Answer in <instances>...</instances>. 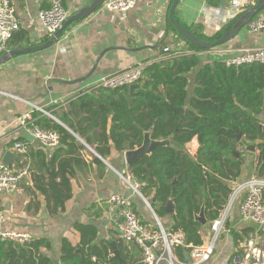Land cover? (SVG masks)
Returning <instances> with one entry per match:
<instances>
[{
  "label": "trees",
  "instance_id": "trees-1",
  "mask_svg": "<svg viewBox=\"0 0 264 264\" xmlns=\"http://www.w3.org/2000/svg\"><path fill=\"white\" fill-rule=\"evenodd\" d=\"M207 4L212 8L220 7V2L215 0H207ZM247 10L213 27L211 33L207 32L204 22L190 26L178 23L196 36L199 42H214L229 31ZM173 17L177 21L175 13ZM166 27L167 32L182 40L192 54L181 53L166 61L150 63L144 70L143 78L132 88L78 95L69 102V112H63L60 116L52 112V116L58 118L70 132L55 121L41 117L40 113L32 115L34 126L59 135V145L47 163L42 149H28L26 154H29L32 170L28 175L34 188L46 199L49 214L57 216L64 211L66 202L72 197L67 168L72 170L73 166L80 164L77 157L66 159L61 158V154L72 156L74 151L83 150L85 147L79 142L81 139H85L86 145L91 147L90 139L86 138L89 131L96 127L102 130L101 139L95 137L98 144L103 145L96 147V152L102 158L107 154L103 149L108 152L111 145L117 152L139 147L143 133L147 131L153 140L168 139L171 148L154 149L149 156L130 166L129 173L156 216L160 220L170 217L171 226L167 230L181 232L186 245L198 247L203 244L200 235L202 226L194 220L193 214L198 213L204 203L209 226L218 218L233 184L241 176L246 152L235 135L241 134L247 142L262 141L257 146L255 175L264 178V65L226 67L218 59L200 64L202 58L198 57V53L209 50L183 40L168 19ZM23 39L20 32L16 33L8 42L7 50L10 43L18 45ZM196 69L190 96L188 74ZM72 117L75 121H72ZM194 138L199 152L191 157L185 145ZM56 162L57 172L54 171ZM43 171L49 177L47 182L44 181ZM57 178L59 183L55 182ZM169 201L172 202L173 211L167 214L165 207ZM74 227L80 234V241L73 246L62 239L59 264H145L137 246L131 244L130 248L121 249L120 241L119 259L113 256L109 243L98 246L91 244L96 236L92 227L81 224ZM254 231L251 227L239 233L232 231L236 247L238 242L248 239ZM259 233L264 235V230ZM41 248L49 249L50 242L37 239L29 245L14 247L0 240V264H53L41 254ZM174 251L177 258L183 261L185 250L177 247Z\"/></svg>",
  "mask_w": 264,
  "mask_h": 264
},
{
  "label": "crops",
  "instance_id": "crops-1",
  "mask_svg": "<svg viewBox=\"0 0 264 264\" xmlns=\"http://www.w3.org/2000/svg\"><path fill=\"white\" fill-rule=\"evenodd\" d=\"M11 1L20 26L18 32L24 39L18 45L10 43L6 52L46 44L50 38L37 19L39 11L47 8L46 0ZM92 1L63 0V6L70 18ZM170 1L138 0L133 9L123 14L107 12L101 5L88 17L68 24L50 46L13 56L0 64V92L6 94L0 93V162L7 163L6 165L13 171L22 169L26 171V176L12 192L0 194V232L16 231L29 234L33 240H48L50 248H41L40 251L53 264H59L62 239L68 240L73 246L79 243L80 234L74 227L77 224L92 227L96 236L91 244L98 246L101 243H109L113 256L116 250L120 259L121 240L117 236L107 205V200L112 195L130 198L135 212L143 223L155 226L154 218H157L165 229L171 226L169 216L160 220L146 198L140 193V196L137 195L122 179L130 174V166H127L124 160V152L128 150L117 152L111 145L108 152L103 149L107 153L105 158L96 152L97 146L99 148L103 146L95 140V137L101 139L100 127L94 128L86 135L91 141L89 144L91 147L86 145L85 139H81L82 141H78L84 145L83 150L74 151L72 156L61 154V158L66 159L77 157L80 164L73 166L72 170L67 168L70 172L68 178L72 197L66 202L64 211L57 216L49 214L46 199L34 188L28 175L32 171L29 154H20L19 157L12 149L15 142L28 143L29 150L42 149L46 155L45 162H49L55 148L48 149L37 144L18 121V118L25 114L32 117L34 113H40L32 106H42L49 115L40 113L41 117L45 116L62 125L58 118L52 116V112L57 116L69 112V102L92 88L102 78L141 62H154L160 57L169 60L181 53L192 54L182 40L175 34L167 32L166 20ZM256 1L245 9L252 8ZM220 7L225 13H229L227 2L223 6L220 4ZM211 8L207 0H181L175 9L177 22L185 26L197 22H204L206 25V12ZM258 14V17L264 18V6ZM259 47H264V32L249 33L245 27L226 46L198 53V57L202 58L200 64H204L214 59L222 61L243 50ZM100 54L103 55L98 59ZM97 59L98 63L93 69ZM196 74L197 69L188 74L190 96ZM72 121H75V118L72 117ZM62 126L67 129L65 125ZM185 147L191 157L199 152L195 138ZM257 154V151L253 155L246 153L241 176L233 186L247 178L256 177ZM57 170L56 162L54 171ZM42 175L47 182L49 177L46 172L43 171ZM55 182L59 183V178ZM207 224L202 226L200 231L204 244L210 239ZM248 227L256 231L252 223L242 220L236 204L227 224V232L216 245L207 264H228L236 250L231 232L239 233ZM130 245L122 242L120 248H130Z\"/></svg>",
  "mask_w": 264,
  "mask_h": 264
},
{
  "label": "built area",
  "instance_id": "built-area-1",
  "mask_svg": "<svg viewBox=\"0 0 264 264\" xmlns=\"http://www.w3.org/2000/svg\"><path fill=\"white\" fill-rule=\"evenodd\" d=\"M138 0H105L102 9L114 14H123L134 8ZM221 1V0H215ZM227 2L229 13L221 7L211 8L206 12V25L218 27L255 0H223ZM47 8L37 14V19L46 35L51 38L68 20V12L63 6V0H46ZM19 22L11 0H0V55L7 50V44L19 30ZM249 33L264 32V18L255 17L246 26ZM160 57L154 62L164 61ZM226 67H240L253 64L264 65V47L243 50L234 56L222 60ZM153 62H141L132 67L120 70L102 78L92 88L81 94H94L100 90H114L123 87H133L144 76L145 68ZM5 94L4 92H0ZM6 95V94H5ZM15 98V97H13ZM17 99V98H15ZM34 110L49 115L44 109L32 106ZM30 136L42 147L54 149L59 145V135L51 130L42 129L32 124L31 116L25 114L18 118ZM30 145L15 142L12 149L15 153L26 154ZM26 176L25 169L13 171L8 165L0 162V194L12 192ZM130 188L139 195V185L133 181L130 174L122 177ZM140 196V195H139ZM242 220L252 223L256 231L248 239L238 242L235 253L228 264H264V178L251 177L233 186L223 209L217 219L209 224L210 239L201 246L186 245L181 232H172L161 226L157 218L155 226H149L141 221L128 197L112 195L107 200L111 212L112 223L118 238L125 244H133L141 250L142 261L145 264H207L216 248L219 238L227 232V224L235 205ZM0 240L12 246L29 245L33 239L27 233L16 231H1ZM182 247L188 252L189 260H179L175 248Z\"/></svg>",
  "mask_w": 264,
  "mask_h": 264
},
{
  "label": "water",
  "instance_id": "water-1",
  "mask_svg": "<svg viewBox=\"0 0 264 264\" xmlns=\"http://www.w3.org/2000/svg\"><path fill=\"white\" fill-rule=\"evenodd\" d=\"M105 0H93L90 5L82 8L77 14L71 16L68 18V20L64 23L62 28L58 30L54 36L50 38V40L41 46L37 47H28V48H22V49H16V50H11L9 52H6L3 56L0 57V64L9 58L13 56H17L20 54H24L27 52H35L39 51L41 49H44L48 46H50L54 40L58 37V35L61 33V31L70 23L76 22L79 20H82L86 17H88L92 12H94L97 8H99L102 3ZM181 2V0H172L169 10H168V20L170 24L175 28L177 35L182 36L183 40H187L188 42L192 43L194 46L201 48V49H213L217 46L223 45L225 43H228L231 41L243 28L247 26V24L255 18V16L260 12L264 6V0H257L256 4L247 10L245 13H243L234 23L232 28L227 31L221 38L215 40L214 42H199L198 38L194 35H192L190 32H188L186 29L182 28L180 24L174 19L173 15L175 13L176 6ZM221 6L224 5V1H220ZM103 54H100L98 59L102 56ZM98 59L94 63L93 69L96 67L98 63ZM132 88V87H130ZM39 108H42V106H38ZM180 112H182V109H179ZM261 125L259 126V131H261ZM236 140L240 142L241 147L244 152L248 154H256L257 151V146L262 143V141H255V142H247L246 140L242 139L241 134L235 135ZM38 144V142H36ZM159 147H169L171 148L172 145L170 143V140H153L151 139L150 132H144L143 133V141L142 144L134 148L133 150H128L124 152V160L127 166H132L136 164L137 162L141 161L142 158L145 156H149L152 151L156 148ZM7 164V163H6ZM166 213L170 214L173 211V205L169 201L165 207ZM194 220L198 222L201 226H205L207 224V219L205 217V205L202 203L200 210L198 213H194ZM112 245L115 247L114 243ZM114 257L118 258L117 251H114ZM184 260L188 261L189 256L188 252L184 251Z\"/></svg>",
  "mask_w": 264,
  "mask_h": 264
},
{
  "label": "rangeland",
  "instance_id": "rangeland-1",
  "mask_svg": "<svg viewBox=\"0 0 264 264\" xmlns=\"http://www.w3.org/2000/svg\"><path fill=\"white\" fill-rule=\"evenodd\" d=\"M207 32L208 33H211L213 30H212V28L210 27V26H207ZM223 236V235H222ZM222 236L219 238V240L217 241V243H216V245L221 241V238H222ZM237 248V247H236Z\"/></svg>",
  "mask_w": 264,
  "mask_h": 264
}]
</instances>
